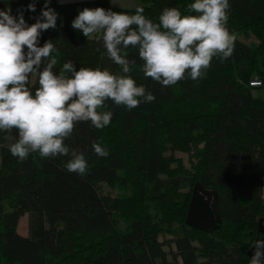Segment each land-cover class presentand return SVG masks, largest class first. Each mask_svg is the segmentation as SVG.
I'll return each mask as SVG.
<instances>
[{
    "label": "trees",
    "instance_id": "trees-1",
    "mask_svg": "<svg viewBox=\"0 0 264 264\" xmlns=\"http://www.w3.org/2000/svg\"><path fill=\"white\" fill-rule=\"evenodd\" d=\"M32 2L0 0V10L10 6L16 16L24 9L32 24L45 0H36L35 12L27 10ZM140 2L145 16L157 21L165 7L189 14L194 0ZM229 3L233 55L223 62L214 58L203 79L164 87L144 76L136 49L124 50L136 60L130 75L155 100L131 111L107 101L104 110L113 112L108 126L76 125L65 144L84 154L86 175L67 172V156L33 153L21 162L0 147V264H249L248 246L264 217V98L248 84L253 78L264 84V0ZM48 6L58 13L57 27L42 32L40 46L49 39L55 44L54 71L72 61L77 69L120 73L99 34L87 39L71 23L85 7L135 9L114 8L109 0H50ZM37 86L34 81L33 92ZM93 142L109 155H96ZM176 152L187 154L189 168ZM188 183L192 193L199 183L217 194L221 223L211 232L185 222L192 193L181 188ZM114 187L120 192L106 190ZM25 213L23 235L17 225Z\"/></svg>",
    "mask_w": 264,
    "mask_h": 264
},
{
    "label": "clouds",
    "instance_id": "clouds-1",
    "mask_svg": "<svg viewBox=\"0 0 264 264\" xmlns=\"http://www.w3.org/2000/svg\"><path fill=\"white\" fill-rule=\"evenodd\" d=\"M49 3L45 0L32 24L24 19V9H18L16 16L10 6L0 10V133H5L0 140L15 141L0 147L6 146L21 162L33 153L45 159L67 156V172L87 174L84 154L65 144L76 125L108 126L113 112L104 110L107 101L131 111L155 100L130 75L136 60L124 51L129 47L137 50L144 76L164 87L185 79H203L214 58L223 62L234 52L236 36L227 26L229 0H194L187 6L189 14L165 7L157 21L145 16L140 6L134 14L85 7L73 19L72 29L87 39L99 34L107 57L121 71L77 69L67 61L57 73L55 44L49 39L40 46L42 32L57 27L58 13ZM35 4L33 0L27 10L35 12ZM33 81L38 84L34 92ZM92 149L100 157L109 155L97 142L92 143ZM252 247L249 264H264V240H257Z\"/></svg>",
    "mask_w": 264,
    "mask_h": 264
},
{
    "label": "water",
    "instance_id": "water-1",
    "mask_svg": "<svg viewBox=\"0 0 264 264\" xmlns=\"http://www.w3.org/2000/svg\"><path fill=\"white\" fill-rule=\"evenodd\" d=\"M264 217L259 219L258 232L262 234L261 237H257L253 244L257 240H264ZM185 222L187 225L195 228H199L206 232L213 231L221 223V217L219 215L217 207V194L213 190H209L196 183L193 189V193L189 202L187 216ZM253 244L248 248L247 255L251 258L254 253Z\"/></svg>",
    "mask_w": 264,
    "mask_h": 264
},
{
    "label": "rangeland",
    "instance_id": "rangeland-1",
    "mask_svg": "<svg viewBox=\"0 0 264 264\" xmlns=\"http://www.w3.org/2000/svg\"><path fill=\"white\" fill-rule=\"evenodd\" d=\"M33 82H34V81H33ZM262 85H264V84H262ZM262 85H261L260 87H256V88L254 89V92H255L257 95H259V96H261L262 98H264V86H262ZM175 155L178 156V157L181 159L182 164H183L184 167L189 168V166H190V161H189V158H188V156H187L186 153H178V152H176ZM192 188H193V187L190 185V183H188V184H185V185L181 188V191H184V192H190V194H191V193H192ZM106 190H107V191L109 190L112 194H116V193L120 192V191L117 190V187H114V188H106ZM125 192H126V194H131V190H130L129 188H128ZM262 195H264V190H262ZM8 205H9V202H5V208H7ZM262 224H264V223H262ZM118 225H119L120 227H122V226L124 225V221H123V219H121V220L119 221ZM17 231H18L19 233L23 234V235L26 234V232H27V214H26V213H25L23 216H21V217L19 218V220H18V225H17ZM169 236H171V235H167L166 237H162L161 239L168 238ZM252 244H253V243H251V244L248 246V248H249ZM248 258H249V260H250V257H249V256H248ZM204 259H205V257H203V256H199V260H204Z\"/></svg>",
    "mask_w": 264,
    "mask_h": 264
},
{
    "label": "crops",
    "instance_id": "crops-1",
    "mask_svg": "<svg viewBox=\"0 0 264 264\" xmlns=\"http://www.w3.org/2000/svg\"><path fill=\"white\" fill-rule=\"evenodd\" d=\"M56 1L60 2V0H56ZM77 1H84V0H67V2H77ZM109 2L112 7L121 8V9H135L137 6L141 5L140 0H109Z\"/></svg>",
    "mask_w": 264,
    "mask_h": 264
},
{
    "label": "built area",
    "instance_id": "built-area-1",
    "mask_svg": "<svg viewBox=\"0 0 264 264\" xmlns=\"http://www.w3.org/2000/svg\"><path fill=\"white\" fill-rule=\"evenodd\" d=\"M248 84L252 87H260L262 85V82L258 78H253L249 80Z\"/></svg>",
    "mask_w": 264,
    "mask_h": 264
},
{
    "label": "flooded vegetation",
    "instance_id": "flooded-vegetation-1",
    "mask_svg": "<svg viewBox=\"0 0 264 264\" xmlns=\"http://www.w3.org/2000/svg\"><path fill=\"white\" fill-rule=\"evenodd\" d=\"M262 223H264V221H262ZM262 236V234L261 233H259V236L258 237H261Z\"/></svg>",
    "mask_w": 264,
    "mask_h": 264
}]
</instances>
